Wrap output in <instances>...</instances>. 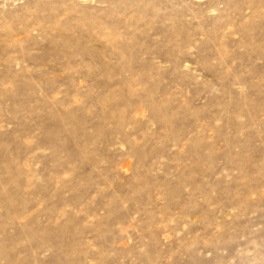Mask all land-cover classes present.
Listing matches in <instances>:
<instances>
[{
	"label": "rangeland",
	"instance_id": "1",
	"mask_svg": "<svg viewBox=\"0 0 264 264\" xmlns=\"http://www.w3.org/2000/svg\"><path fill=\"white\" fill-rule=\"evenodd\" d=\"M0 264H264V0H0Z\"/></svg>",
	"mask_w": 264,
	"mask_h": 264
}]
</instances>
